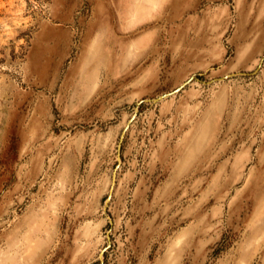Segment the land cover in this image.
Segmentation results:
<instances>
[{"label": "rangeland", "instance_id": "obj_1", "mask_svg": "<svg viewBox=\"0 0 264 264\" xmlns=\"http://www.w3.org/2000/svg\"><path fill=\"white\" fill-rule=\"evenodd\" d=\"M101 262L264 264V0H0V264Z\"/></svg>", "mask_w": 264, "mask_h": 264}, {"label": "water", "instance_id": "obj_2", "mask_svg": "<svg viewBox=\"0 0 264 264\" xmlns=\"http://www.w3.org/2000/svg\"><path fill=\"white\" fill-rule=\"evenodd\" d=\"M194 79H196V77H195V76H192L189 80H187L186 82H184L180 87H178V88L175 89L174 91L168 92V93H166V94H164V95H161V96L157 97V98L155 99V101L158 102V101H161V100H163V99H165V98H168V97H170V96L175 95L176 93L180 92L183 88H185L188 84H190ZM147 101H150V100H142V101H140V104H141V103H144V102H147ZM129 126H130V122L128 123L126 129L124 130L123 135H122V138H123L124 135L126 134V131L128 130ZM121 141H122V140H121ZM120 147H121V145H120ZM120 147H119V148H120ZM120 163H121V156H120V153H119V155H118V167H119ZM118 167L116 168V170H115V172H114L113 181H112V187H111V191H110V196H109V198H111L112 193H113V190H114L115 185H116V180H117V169H118ZM104 252H105V250L101 253V255H104ZM101 264H102V262H101Z\"/></svg>", "mask_w": 264, "mask_h": 264}]
</instances>
